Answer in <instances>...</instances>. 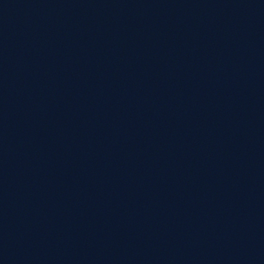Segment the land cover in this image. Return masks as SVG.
Instances as JSON below:
<instances>
[{"label":"water","instance_id":"obj_1","mask_svg":"<svg viewBox=\"0 0 264 264\" xmlns=\"http://www.w3.org/2000/svg\"><path fill=\"white\" fill-rule=\"evenodd\" d=\"M0 264H264V0H0Z\"/></svg>","mask_w":264,"mask_h":264}]
</instances>
